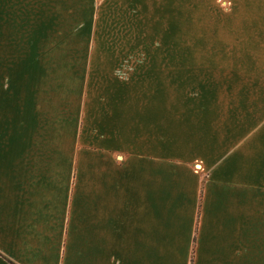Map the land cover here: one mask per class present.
Here are the masks:
<instances>
[{
    "label": "crops",
    "instance_id": "1",
    "mask_svg": "<svg viewBox=\"0 0 264 264\" xmlns=\"http://www.w3.org/2000/svg\"><path fill=\"white\" fill-rule=\"evenodd\" d=\"M92 5V40L102 20L104 38L111 40H177V10H184L185 25L193 24V9L211 17L210 10L219 12L216 0ZM7 6L0 3V13ZM149 10L155 20L146 30L142 18ZM215 18L203 34L218 52H264V0H232L230 20L222 13ZM15 25L0 18V52L9 57L17 52ZM63 31L38 32V50L77 52L81 43L66 40ZM128 115L124 108L116 126L101 110L90 113L87 158L78 149L66 159L71 147L47 150L41 136L35 142L29 134L17 143L25 146L0 156V264H264V129L256 123L240 130L228 122L215 132L205 126L192 133L201 138L198 148L183 151L170 134L165 150L161 134L146 143L139 125L145 116L130 130ZM44 154L52 160L43 162Z\"/></svg>",
    "mask_w": 264,
    "mask_h": 264
},
{
    "label": "rangeland",
    "instance_id": "2",
    "mask_svg": "<svg viewBox=\"0 0 264 264\" xmlns=\"http://www.w3.org/2000/svg\"><path fill=\"white\" fill-rule=\"evenodd\" d=\"M43 1L47 8L40 7L38 0H0L3 7L8 5L0 18L15 21L11 37L17 44L11 57L0 52L4 64L0 68V150L25 146L17 143L29 134L35 142L41 136L47 150L63 144L71 147L66 159H74L78 149L87 158L89 115L98 110L118 126L116 117L128 108L130 130L137 116H145L139 125L144 126L146 143L153 144V135L161 134L159 144L165 150H169L170 134L176 136L181 150L198 148L201 138L192 133L207 126L214 131L231 122L244 130L256 123L264 129V52H218L212 46L216 42H207L203 34L204 24H214L218 13L230 20L232 0H216L219 12L210 10L212 17L206 9H193L191 25L184 23V10H177V40L129 41L119 35L118 40L104 38L102 19L92 40L93 0H75V5L72 0ZM198 1L205 0L194 3ZM149 12L142 18L146 30L155 20ZM46 19L51 24L46 25ZM55 21L64 26L52 24ZM79 24L85 26L76 32ZM57 28L64 29L66 40H79L77 52L38 50V32L55 35ZM6 150L0 156H7ZM43 156L45 163L52 160ZM66 177L65 170V183Z\"/></svg>",
    "mask_w": 264,
    "mask_h": 264
}]
</instances>
